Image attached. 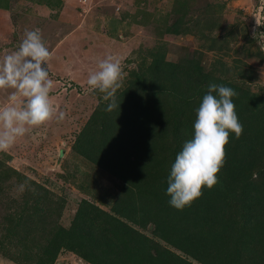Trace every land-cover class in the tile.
Wrapping results in <instances>:
<instances>
[{
    "label": "trees",
    "instance_id": "obj_1",
    "mask_svg": "<svg viewBox=\"0 0 264 264\" xmlns=\"http://www.w3.org/2000/svg\"><path fill=\"white\" fill-rule=\"evenodd\" d=\"M199 72L153 58L144 69L131 71V85L116 97L119 108L108 112L110 101L97 104L73 147L120 180L124 195L111 212L83 199L68 227L54 226L34 264H52L62 249L90 264H264L263 99L239 82ZM210 83L238 93L233 102L243 133L239 139L229 133L218 183L211 190L202 187L200 198L176 210L169 204L168 176L192 138L196 109ZM254 172L259 179L252 178ZM30 182L35 192L27 190L22 207L4 217L8 233H18L32 219L46 220L47 212L38 207L43 187Z\"/></svg>",
    "mask_w": 264,
    "mask_h": 264
},
{
    "label": "rangeland",
    "instance_id": "obj_2",
    "mask_svg": "<svg viewBox=\"0 0 264 264\" xmlns=\"http://www.w3.org/2000/svg\"><path fill=\"white\" fill-rule=\"evenodd\" d=\"M91 1L92 6L95 1ZM97 1L91 11L95 16L91 28L67 33L69 28L51 23L61 8L53 0L51 4L0 0V62L18 49L26 30L39 28L52 53L48 70L54 87L50 96L65 112L64 120L33 129L8 152H0V264H34L43 254L41 245L51 236L54 226L68 227L83 199L111 212L124 195L120 180L73 147L97 104L106 102L104 93L88 91L86 83L89 73L97 70L105 57L114 56L123 66L125 75L115 94L117 98L131 85V71L139 66L144 69L153 58H161L163 62L191 65L199 73L239 82L251 94L256 92L264 107V49L253 39L254 30L257 38L263 33L256 20L264 22V0ZM37 5L52 11L38 14ZM171 25L180 31L174 32ZM151 75L150 72L146 77ZM12 91L0 92V106L8 102ZM60 148L66 152L58 171L55 164ZM29 180L43 187L45 198L41 196L38 207L42 213L47 212L46 220L34 217L36 220L18 228V233H8L10 225L4 217L19 210L29 197L28 189L18 191V185L24 182L34 187ZM144 232L161 241L150 230ZM52 264L90 263L62 249Z\"/></svg>",
    "mask_w": 264,
    "mask_h": 264
},
{
    "label": "clouds",
    "instance_id": "obj_3",
    "mask_svg": "<svg viewBox=\"0 0 264 264\" xmlns=\"http://www.w3.org/2000/svg\"><path fill=\"white\" fill-rule=\"evenodd\" d=\"M256 25L264 23L256 20ZM257 33L254 30L253 39L264 49V33L259 38ZM51 59L52 53L36 28L26 30L18 49L0 62V92L13 90L8 102L0 106V152H8L33 129L53 120H64L65 112L59 110L50 96L54 87L48 70ZM124 75L121 60L111 55L100 60L97 70L89 73L88 91L98 90L105 94V101H110L105 111L119 108L115 94ZM237 95L234 89L222 84L207 86V94L196 109L192 138L177 153L168 176L169 204L176 210H183L200 198L202 187L211 190L218 183L217 174L225 163L229 133H234L236 139L243 133L233 102ZM252 178L259 179V172H254ZM26 189L35 192L27 182L18 185L19 192Z\"/></svg>",
    "mask_w": 264,
    "mask_h": 264
},
{
    "label": "crops",
    "instance_id": "obj_4",
    "mask_svg": "<svg viewBox=\"0 0 264 264\" xmlns=\"http://www.w3.org/2000/svg\"><path fill=\"white\" fill-rule=\"evenodd\" d=\"M95 1V4L99 1ZM91 0H60V10L57 17L51 21V23L60 24L62 27L69 28L67 33L83 32L89 30L91 27L94 15L91 13L93 11L95 4L90 5ZM38 14L48 15L51 13V9L45 5H37ZM50 23V24H51ZM55 37L54 39H56ZM58 39V38H57ZM56 41V40H54ZM59 41V40H58Z\"/></svg>",
    "mask_w": 264,
    "mask_h": 264
},
{
    "label": "water",
    "instance_id": "obj_5",
    "mask_svg": "<svg viewBox=\"0 0 264 264\" xmlns=\"http://www.w3.org/2000/svg\"><path fill=\"white\" fill-rule=\"evenodd\" d=\"M66 150H64L63 148H60L58 150V158H57V161H56V164H55V168L58 170V171H61L60 169V164H61V161H62V158L65 154ZM54 168V169H55Z\"/></svg>",
    "mask_w": 264,
    "mask_h": 264
},
{
    "label": "built area",
    "instance_id": "obj_6",
    "mask_svg": "<svg viewBox=\"0 0 264 264\" xmlns=\"http://www.w3.org/2000/svg\"><path fill=\"white\" fill-rule=\"evenodd\" d=\"M261 4H263V3H261ZM262 6L263 5H260V8H262ZM264 23V22H263ZM262 26H264V25H261V27H260V30H262ZM263 32V31H262Z\"/></svg>",
    "mask_w": 264,
    "mask_h": 264
}]
</instances>
